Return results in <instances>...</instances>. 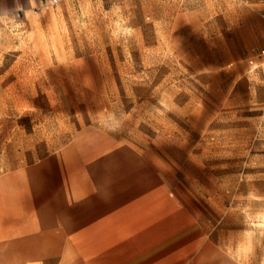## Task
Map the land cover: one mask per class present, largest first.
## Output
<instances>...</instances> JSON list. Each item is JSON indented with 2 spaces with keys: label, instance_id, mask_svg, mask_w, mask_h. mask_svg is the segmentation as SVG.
<instances>
[{
  "label": "rangeland",
  "instance_id": "374dc122",
  "mask_svg": "<svg viewBox=\"0 0 264 264\" xmlns=\"http://www.w3.org/2000/svg\"><path fill=\"white\" fill-rule=\"evenodd\" d=\"M75 1L78 19L52 40L87 64L73 69L88 93L73 100L72 118L91 136L88 155L137 159V172L153 174L180 208L212 223L203 235L217 244L202 259L214 253L224 264L226 253L232 264H264V0ZM18 103L23 114L0 117V149L9 152L38 146L48 118L32 111L36 101ZM34 246L26 235L17 259L16 244H2L3 264L95 262L75 249Z\"/></svg>",
  "mask_w": 264,
  "mask_h": 264
},
{
  "label": "crops",
  "instance_id": "0c3cea01",
  "mask_svg": "<svg viewBox=\"0 0 264 264\" xmlns=\"http://www.w3.org/2000/svg\"><path fill=\"white\" fill-rule=\"evenodd\" d=\"M75 4L0 0V117L23 114L18 101L26 99L48 117L38 125V146L0 149V249L16 244L23 259L25 237L32 235L34 253L48 242L50 253L75 249L93 264H216L217 254L201 257L217 244L203 235L213 224L180 208L177 194L158 186L153 174L137 172V159L88 155L91 136L72 118L73 100L88 93L73 69L87 64L74 62L72 46L52 40L78 19ZM5 128L0 122V140ZM6 253L0 250V264ZM220 260L232 264L226 253Z\"/></svg>",
  "mask_w": 264,
  "mask_h": 264
},
{
  "label": "bare ground",
  "instance_id": "6f19581e",
  "mask_svg": "<svg viewBox=\"0 0 264 264\" xmlns=\"http://www.w3.org/2000/svg\"><path fill=\"white\" fill-rule=\"evenodd\" d=\"M254 217V216H253ZM256 219V218H255ZM260 222H261V225L264 226V213L262 215V217L260 218ZM259 227V226H258Z\"/></svg>",
  "mask_w": 264,
  "mask_h": 264
},
{
  "label": "built area",
  "instance_id": "2783aa9c",
  "mask_svg": "<svg viewBox=\"0 0 264 264\" xmlns=\"http://www.w3.org/2000/svg\"><path fill=\"white\" fill-rule=\"evenodd\" d=\"M261 53L264 55V48L261 50Z\"/></svg>",
  "mask_w": 264,
  "mask_h": 264
}]
</instances>
